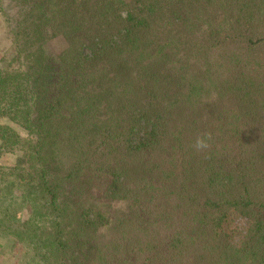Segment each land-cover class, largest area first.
<instances>
[{
	"label": "trees",
	"instance_id": "16d2710c",
	"mask_svg": "<svg viewBox=\"0 0 264 264\" xmlns=\"http://www.w3.org/2000/svg\"><path fill=\"white\" fill-rule=\"evenodd\" d=\"M7 3L0 120L26 136L0 122L23 159L0 167L6 243L28 264H264V0Z\"/></svg>",
	"mask_w": 264,
	"mask_h": 264
},
{
	"label": "rangeland",
	"instance_id": "374dc122",
	"mask_svg": "<svg viewBox=\"0 0 264 264\" xmlns=\"http://www.w3.org/2000/svg\"><path fill=\"white\" fill-rule=\"evenodd\" d=\"M8 0L4 2V5L0 7V66L3 69H16L19 63L13 61L11 38L8 35V28L11 27L12 21L10 17V12L8 11ZM2 124L11 126L17 132H19L23 137L25 133L9 121L1 119ZM22 159V153L15 152H0V167L2 169H10L14 166H19V160ZM23 160V159H22ZM25 166L24 162L20 164ZM14 207V212L18 218H25L27 213L23 205H20L17 201L16 203L6 202L5 206ZM3 214L2 208L0 207V215ZM15 244V245H13ZM28 246L17 243H6L5 238L0 234V264H28L30 257L25 255L27 253ZM30 250V249H29ZM33 253V251H31ZM35 257H37L35 255Z\"/></svg>",
	"mask_w": 264,
	"mask_h": 264
},
{
	"label": "clouds",
	"instance_id": "9594fccd",
	"mask_svg": "<svg viewBox=\"0 0 264 264\" xmlns=\"http://www.w3.org/2000/svg\"><path fill=\"white\" fill-rule=\"evenodd\" d=\"M212 139V134L210 132L198 135L193 147L197 151H204L210 147V141Z\"/></svg>",
	"mask_w": 264,
	"mask_h": 264
}]
</instances>
